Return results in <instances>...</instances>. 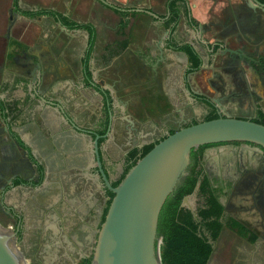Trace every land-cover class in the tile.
<instances>
[{
    "label": "crops",
    "instance_id": "crops-1",
    "mask_svg": "<svg viewBox=\"0 0 264 264\" xmlns=\"http://www.w3.org/2000/svg\"><path fill=\"white\" fill-rule=\"evenodd\" d=\"M250 6L247 0H18L16 6L14 0H0V101L16 102L22 110L11 116L1 117L0 114V185L10 188L7 201L16 194V186L34 191L19 184L11 185V181L21 175H32L34 168L9 131L18 134L29 149L38 137L45 138L51 145L49 152L57 163L41 191L46 194L37 196L39 201L48 200L51 205L61 201L63 213L72 211L80 215L88 213L97 201L93 183L84 180L92 176L86 170L93 164L80 161L89 148L87 138L83 136L76 149L66 147L68 132L63 129L65 119L59 107L45 104L41 98L39 102L31 87L15 79L24 69L16 63V59L25 57L21 55L22 50H34L42 59L65 67L66 75L60 78L62 87L67 90L59 94L60 98L56 88L46 85L45 92L50 99L59 96L60 101H65V97L78 98L84 103L96 101L99 96L87 79L88 75L105 88L121 87L122 98H126L128 92L141 93V98L150 100L148 109L152 114L157 113V108L149 98L151 93L147 92L145 83L138 84L139 80L131 84V66H192L188 53L180 48L184 44L193 46L199 53L202 66L213 64L217 56L211 49H217V41L229 43L227 40L234 36L250 55L264 59V10L261 7L252 10ZM41 9L58 11L70 21L90 25L92 42L86 28H68L52 15L25 14ZM213 19L220 23L218 31L222 34L216 27L210 35L212 26L198 30L199 25L204 26ZM226 57L224 55L223 59ZM238 71L247 87L253 85L250 82L253 76L247 69ZM151 86L149 82V88ZM170 86V96L163 93L167 107L179 101L178 89L172 82ZM255 86L257 89L259 84ZM258 89L263 91L261 85ZM33 102L40 106L32 108ZM73 136L79 138L77 132ZM49 217L54 220L57 213Z\"/></svg>",
    "mask_w": 264,
    "mask_h": 264
},
{
    "label": "flooded vegetation",
    "instance_id": "flooded-vegetation-1",
    "mask_svg": "<svg viewBox=\"0 0 264 264\" xmlns=\"http://www.w3.org/2000/svg\"><path fill=\"white\" fill-rule=\"evenodd\" d=\"M251 8L253 10V7ZM259 12L262 11L259 10ZM215 23L217 24V22H214L213 24H206L204 26L199 25L198 30L213 27L216 25ZM217 32L222 34V31L217 30ZM216 44H218V47L215 50L211 49L212 54L216 56L227 54L229 60L227 69L232 72L238 68L236 63L238 59L245 58V56H242L243 52L250 55V52L246 51L244 47L231 46L224 40L217 41ZM227 46H229V49ZM34 53V50L31 49L27 51L22 50L21 55L25 57H20L19 60L16 59V63L24 68L20 72V75L16 76V81L26 85L27 88L31 87L33 95L38 98L39 102L42 100L45 104L59 107L60 115L65 119V122H62L63 129L67 130L68 133L71 131L70 135L66 133L68 138L66 147L76 149L79 143H81L80 140L83 136L87 138V144L89 143V148L85 150V157L80 160L82 163H87V165L93 164L86 170H89L93 177H84V180L93 183V194L97 196V201L93 208L90 209L96 221L94 223L92 221L84 223V229H87L89 236L85 235L83 241L88 245L91 240L90 231L94 236V232L98 229L97 227L102 223V215L108 206L107 201L110 198L108 193L110 189L107 187L98 166L94 145L96 138H98V151L102 167L112 184L126 171L130 162L131 150L136 147L142 148L144 145L155 142L164 135H168L171 128L179 129L195 120H205L210 107L204 102V97L214 103L219 115L226 113L236 116L229 108L220 106L214 98L208 97L193 88L189 76L191 73L199 71L203 67V62L198 70L192 71L191 66H131L132 71L130 72L129 80L134 76V71L136 70H140L144 74L140 77L141 79H138L139 82L138 80L136 81L140 85L145 83L147 92L151 93V97L149 98H151L152 103L157 108V114L152 113V115L148 109L150 106L148 102L150 100L146 101V98L143 97H138L135 101L131 100V92H128L130 94L128 99L121 98V95L117 96L110 86L105 88L96 82L94 77L88 75L86 77L90 84L92 81L96 82L94 86L91 84L99 96L95 102H88L87 105V103L78 98H71L69 100L67 97H65V101H60L61 95L59 94L67 90V87H62L63 83L60 78L66 75L65 67L55 66L51 61L45 60V58L42 59L41 57V66H38L36 63L28 61V57ZM247 63L255 65L252 68V72L255 75V80L259 78L261 81V77L264 78V59L254 58V61L247 59ZM236 73L240 77L239 72L237 71ZM125 78H122L121 82ZM136 78L132 77L131 84L136 83L134 81ZM259 79L257 81V84H259L258 88H260V85H264ZM149 82L152 83L151 88H149ZM171 82L178 89L177 92L182 97V103L180 100L178 103H172V105L167 107L163 99V93L170 96ZM49 84L51 87L56 88V94L60 98L59 96H55L50 99L47 96L45 88ZM113 87L115 92L118 91V86ZM246 88L249 87L246 86ZM187 89H190V92ZM195 102L204 103L206 110L200 114L197 112L189 114L190 112L187 107H190V104ZM32 105V108L36 109L37 106H40V103L33 102ZM10 106H12V110H9ZM10 106L8 105L5 111L10 116L22 111L16 102L15 105L12 103ZM133 108L134 111H131ZM259 109L264 111V102L257 103L254 108V115L247 116V118L252 119L255 117ZM0 114L2 117L1 108ZM138 119L140 122L137 121ZM74 131L79 134V138H74ZM9 134L18 143V146L25 151L27 161L31 162L34 168L32 175L29 177L21 175L17 179L20 180V183L17 184L34 189L31 197L37 198L38 195L45 193L41 191L47 185L46 181L52 177L51 171L54 170V165L57 163V160L52 159V154L49 152V146L51 148V145L46 143L45 138L40 139L38 137L35 138L37 141L31 147V150L18 134L17 136L23 141V144L10 131ZM147 134L150 136L148 141L144 137ZM248 145L252 149L248 148ZM248 145L244 142H231L206 144L194 148L197 151L198 158L194 161L191 157L188 169L190 174L195 165L196 170L200 172V181L192 193L185 194L182 197L181 206L192 212L199 224V230L207 237L208 242L212 246L207 264H212L216 257L222 259V264H226L227 260V264H264V158H262L261 153L257 152V149L260 148L264 154V148L256 143L248 142ZM204 178H207L209 182L210 193L207 195L201 193L199 188L200 182ZM59 180H62V178H59ZM15 181L13 179L11 185H17ZM9 190L10 188L7 186L2 185L1 187L0 185V210L9 212L6 213L14 219L16 228H19L21 234L19 240H22L28 217L26 211L28 200L24 202L23 206L8 202L7 192ZM187 195H189V205H183ZM101 198L105 199V205L102 210L100 204ZM209 199H213L221 205L218 217L221 226L218 227L219 231L216 237L214 228L211 229L201 223L200 210H217L215 202ZM38 202L40 205L36 209L40 214L44 216L47 214L49 216V212L57 213V218L54 220L52 217L50 219L47 218L45 224H48L46 227L58 229L56 238L62 243L63 236L67 237V233L69 232L68 225L70 223L67 219L74 220L75 217L73 215L80 214H75L72 211L69 212L70 214L63 213L61 201H57L53 205L48 204L47 201H43V203ZM214 219L216 217H211L210 220L214 221ZM51 222L54 223V226H51ZM244 231L246 232L245 234ZM252 236L254 239H251ZM88 256L91 255H85L80 264H83L84 258Z\"/></svg>",
    "mask_w": 264,
    "mask_h": 264
},
{
    "label": "water",
    "instance_id": "water-1",
    "mask_svg": "<svg viewBox=\"0 0 264 264\" xmlns=\"http://www.w3.org/2000/svg\"><path fill=\"white\" fill-rule=\"evenodd\" d=\"M247 1L253 8L264 9V2L260 0ZM242 56L254 61L247 53L243 52ZM28 61L41 66L37 52ZM95 83L91 82L93 86ZM231 142L256 143L264 148V124L225 113L182 126L154 144L113 186L102 167L96 138L98 166L114 195L98 229L90 264H163L158 233L160 212L167 198L189 174L193 149ZM248 148L252 149L249 145ZM257 152L264 158L262 149L258 148ZM188 199L189 195L183 205H189ZM18 232L19 228L12 229L0 222V264H27L16 246Z\"/></svg>",
    "mask_w": 264,
    "mask_h": 264
},
{
    "label": "rangeland",
    "instance_id": "rangeland-1",
    "mask_svg": "<svg viewBox=\"0 0 264 264\" xmlns=\"http://www.w3.org/2000/svg\"><path fill=\"white\" fill-rule=\"evenodd\" d=\"M214 22H216L215 19H213V21L211 22H208V24H213ZM218 25H220L219 22L215 26L217 27V30H220V28H218L220 26ZM215 26H213L210 35L211 33L214 34L216 30ZM234 37L228 39L227 41L231 46H240L241 45V43L239 42L240 40ZM251 48L249 47V49ZM203 53H205V51H203ZM40 57L42 56L40 55ZM223 57H224L223 54L218 55L217 57H215L213 64H205L202 67V69H200L195 73L190 74L189 80L193 88L208 97L214 98L220 106H224L227 109L229 108L232 112H234V115L236 116H240V117L253 116L254 108L256 104L264 102V85H261L263 91H260V89L259 90L255 89L256 88L255 84L257 83V80H255V75L252 72L253 70L252 68L254 67V65L252 64L250 66V63H247V60H243V58H240L236 62L238 67L237 70H234L232 72L227 69L228 64H224L226 61H229L227 58L228 55L225 59H223ZM3 60H4V56H3ZM1 63H2V56L0 55V64ZM222 63L224 65H222ZM54 65L57 66V64L55 63ZM59 66H62V64L60 63ZM238 69H241L243 71L247 69L250 75L252 74L253 79L250 82H253V85L250 84L251 86H249V88H246L244 82L245 78L243 80L240 75H239L240 77L236 75ZM142 73L143 72L140 70L134 71V76L132 77L133 78L137 77L134 81L141 79L140 77L144 75ZM244 75L245 73L242 76L245 77ZM260 82L264 83V78L261 77ZM111 88L113 89L114 93L117 94V96H119L121 92H123V89H120V87H118L119 89L116 92L113 86ZM131 94H132L131 100L134 101L136 100V98L141 96V93L140 94L131 93ZM129 96L130 94L127 95L126 98L128 99ZM181 99L182 97L179 93V101ZM93 102H95V100H93ZM187 109L190 112L189 114L193 112H197L200 114L206 110V106L202 102H195L190 104V107L188 106ZM131 111H134V108ZM153 114H157V113L154 112ZM137 121L140 122L139 119ZM147 136L149 135L147 134L144 137L147 138L148 141L150 139V136L149 137ZM14 190L16 191L15 192L16 194L12 197H9L8 201L13 202L18 206L19 205L23 206L24 202L28 200L27 201L28 205L26 210L28 217H27L26 227L24 228L23 231L24 237L22 240H19V238H17L16 240V246L23 253L27 264H73V262H75V264H80L82 262L81 261L82 258L85 255L92 254L93 246L95 245V241H96V234L100 226L97 227L98 229L97 231L94 232V236L91 234L92 232L90 231V238H91L89 242L90 244L89 245L85 244L83 241V237L85 235L89 236V232L87 231V229H84V223L88 221H92L94 223L96 221L93 217V213L90 212V210L88 211V213H85V215L84 214L73 215L75 217L74 220H71L69 218L67 219V221L70 223V225H68L69 232L67 233V237L63 236L61 243L56 238L58 229L57 228L52 229L46 227V225L48 226V224L45 223L47 222V218L50 219V217L47 216V214L45 216L43 214H40L36 209L40 205L38 202L39 201L38 198L31 197L32 192H30L28 189H21L20 186H16ZM193 199L195 198L193 197ZM45 201L48 202V200ZM100 204L102 210L105 205V199L101 198ZM52 213L53 212H49L48 214L50 215ZM9 217H10L9 214L0 210L1 224L6 227L10 226L12 227V229H15L16 228L15 221L13 218L11 217L9 218ZM64 240L66 241L64 242ZM161 242H162V238L160 243ZM227 263L228 260L226 261V264ZM212 264H222V259L216 257L215 261H213Z\"/></svg>",
    "mask_w": 264,
    "mask_h": 264
},
{
    "label": "trees",
    "instance_id": "trees-1",
    "mask_svg": "<svg viewBox=\"0 0 264 264\" xmlns=\"http://www.w3.org/2000/svg\"><path fill=\"white\" fill-rule=\"evenodd\" d=\"M15 6L18 4V0H14ZM25 14L29 16H39V15H52L56 17L63 25L67 26L68 28H86L91 33L90 41L92 42L93 37V29L88 24H80L77 22L70 21L66 16L59 13L58 11L48 10V9H41L38 11H28ZM181 49L185 50L190 58L192 63L191 71L198 70L201 67V57L199 53L194 49L193 46L189 44H184L180 47ZM204 102L209 105L210 109L206 114L205 120L216 118L219 116L218 109L214 105L212 101L208 98H203ZM10 106L8 103H3L0 101V108L2 110V116H5L6 107ZM15 105V103H14ZM13 106V105H12ZM12 106L9 107V110H12ZM254 121L260 122L264 124V111L259 109L257 115L252 118ZM198 121H193L187 125L196 123ZM177 130V128H171L169 133H173ZM12 135L18 138L17 134L11 131ZM167 135L162 136L155 142L149 143L144 145L142 148H134L130 152V162L127 166L126 171L123 175L112 184L116 186L121 179L125 176V174L129 171V169L137 162L139 158L144 156L157 142L164 139ZM20 140V138H18ZM23 144V141L20 140ZM211 145V144H208ZM192 159L197 160L198 154L196 149H193L191 153ZM199 174L200 172L196 170L195 165L194 168L190 171V174L185 177L179 186L174 190V192L167 198L165 201L159 216V223H158V233L159 237L162 238V242L160 243V252L162 257L163 264H207L209 256L212 251V246L208 242L207 237L201 233L199 230V224L197 223L196 219L194 218L192 212L181 206L182 197L185 194L192 193L196 186L199 183ZM15 183H20V180H16ZM200 191L204 195L210 193L209 182L207 178H204L200 182ZM110 195L109 200L107 201L108 205L111 202V198L113 197L114 193L111 190H108ZM212 202H215V206L217 210H200L201 217H202V224L206 227H210L211 229L214 228L215 237L218 234V227L221 226L218 217L221 209V205L213 200L209 199ZM214 205V203H212ZM108 210V206L105 208L104 213L102 215L101 222L104 221L106 213ZM211 217H216L214 221H211ZM216 226V227H214ZM246 232L244 231V234ZM19 239L21 234L19 232ZM251 239H254L252 236ZM92 257L88 256L84 258L83 264H90Z\"/></svg>",
    "mask_w": 264,
    "mask_h": 264
},
{
    "label": "built area",
    "instance_id": "built-area-1",
    "mask_svg": "<svg viewBox=\"0 0 264 264\" xmlns=\"http://www.w3.org/2000/svg\"><path fill=\"white\" fill-rule=\"evenodd\" d=\"M160 241H161V237L159 238V243H160Z\"/></svg>",
    "mask_w": 264,
    "mask_h": 264
}]
</instances>
